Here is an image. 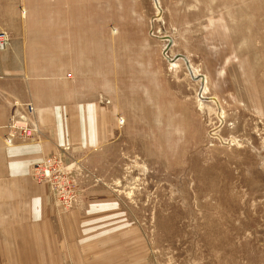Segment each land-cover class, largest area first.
<instances>
[{
	"label": "rangeland",
	"instance_id": "obj_1",
	"mask_svg": "<svg viewBox=\"0 0 264 264\" xmlns=\"http://www.w3.org/2000/svg\"><path fill=\"white\" fill-rule=\"evenodd\" d=\"M43 13L55 23L7 42H91L113 72L108 96L99 78L79 84L107 108L101 141L60 147L75 199L59 213L80 212L94 257L264 264V0H46Z\"/></svg>",
	"mask_w": 264,
	"mask_h": 264
},
{
	"label": "crops",
	"instance_id": "obj_2",
	"mask_svg": "<svg viewBox=\"0 0 264 264\" xmlns=\"http://www.w3.org/2000/svg\"><path fill=\"white\" fill-rule=\"evenodd\" d=\"M45 2L0 0V31L7 35L13 29L37 31L45 23L53 25L54 20L43 19ZM90 43L24 37L10 39L0 51V264H101L94 257L99 250L82 236L80 212L60 214L48 185L30 174L32 164L60 147L101 141L99 116L107 108L100 99L85 97L102 90L108 96L113 72L107 58L87 48ZM82 78L102 80L99 91H85L79 85ZM14 101L33 104L40 134L8 146L2 125Z\"/></svg>",
	"mask_w": 264,
	"mask_h": 264
},
{
	"label": "built area",
	"instance_id": "obj_3",
	"mask_svg": "<svg viewBox=\"0 0 264 264\" xmlns=\"http://www.w3.org/2000/svg\"><path fill=\"white\" fill-rule=\"evenodd\" d=\"M7 45V35L0 32V51ZM5 144L10 146L17 141L35 139L40 134V128L35 116V107L31 102L12 104L11 112L2 125ZM66 149V148H65ZM64 150L57 149L39 162L32 164L31 177L40 183L48 185L57 209H70L74 201V185L68 171L65 172L62 159Z\"/></svg>",
	"mask_w": 264,
	"mask_h": 264
},
{
	"label": "water",
	"instance_id": "obj_4",
	"mask_svg": "<svg viewBox=\"0 0 264 264\" xmlns=\"http://www.w3.org/2000/svg\"><path fill=\"white\" fill-rule=\"evenodd\" d=\"M167 46H169V44Z\"/></svg>",
	"mask_w": 264,
	"mask_h": 264
}]
</instances>
